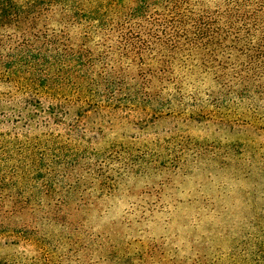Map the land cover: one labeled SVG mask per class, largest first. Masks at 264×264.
<instances>
[{"label":"rangeland","instance_id":"rangeland-1","mask_svg":"<svg viewBox=\"0 0 264 264\" xmlns=\"http://www.w3.org/2000/svg\"><path fill=\"white\" fill-rule=\"evenodd\" d=\"M185 84L202 108L0 83V264H264V96Z\"/></svg>","mask_w":264,"mask_h":264},{"label":"trees","instance_id":"trees-1","mask_svg":"<svg viewBox=\"0 0 264 264\" xmlns=\"http://www.w3.org/2000/svg\"><path fill=\"white\" fill-rule=\"evenodd\" d=\"M89 43H103L98 63ZM190 79L227 97L264 96V0H0V83L95 107L202 108L197 94L181 95Z\"/></svg>","mask_w":264,"mask_h":264}]
</instances>
